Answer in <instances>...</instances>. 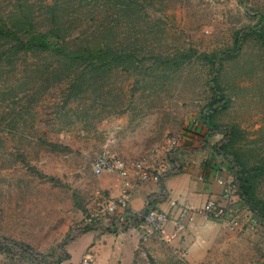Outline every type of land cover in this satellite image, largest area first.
<instances>
[{"label": "rangeland", "instance_id": "1", "mask_svg": "<svg viewBox=\"0 0 264 264\" xmlns=\"http://www.w3.org/2000/svg\"><path fill=\"white\" fill-rule=\"evenodd\" d=\"M48 5L67 48L107 43L134 61L76 70L71 92L49 52L0 68V264H264V0H27L37 30L53 27ZM252 29L263 37H241ZM99 155L140 159L159 176L207 162L232 186L228 200H209L226 213L207 219L202 203L178 218L175 204L151 233L143 213L162 210L131 212L127 191L130 218L119 221L105 209L120 184L91 174ZM234 155L259 168L252 196Z\"/></svg>", "mask_w": 264, "mask_h": 264}, {"label": "trees", "instance_id": "2", "mask_svg": "<svg viewBox=\"0 0 264 264\" xmlns=\"http://www.w3.org/2000/svg\"><path fill=\"white\" fill-rule=\"evenodd\" d=\"M26 3L27 0H15L10 3L9 9L0 7V68L12 65L15 60L22 56L49 52L57 58V63L61 62L68 68L65 76L67 78L73 76L70 79L71 85L68 86V91L71 92L79 86L76 70H80V74H103L106 71L117 68L127 69L133 63L134 57L131 52L124 49H112L107 43L93 46L86 43L75 48H67L65 42L59 36L53 6H47V14L53 23V27L47 31H40L33 25L30 14L25 11L23 6ZM126 7H131V4H127ZM245 35L263 37L261 29L256 31L252 29L243 33L241 37ZM238 38L239 36L235 38V41H238ZM59 40L62 41L61 45L58 44ZM206 58L213 68L215 64L214 57ZM216 79V76L211 79L213 84H215ZM214 101L213 97L208 105L217 106ZM234 157L238 167H240V171L236 173L240 189L244 195L252 196L249 178L254 176L259 171V168L253 167L245 170L243 165L237 160L236 155ZM255 208L257 217L264 220L263 204L256 201Z\"/></svg>", "mask_w": 264, "mask_h": 264}, {"label": "crops", "instance_id": "3", "mask_svg": "<svg viewBox=\"0 0 264 264\" xmlns=\"http://www.w3.org/2000/svg\"><path fill=\"white\" fill-rule=\"evenodd\" d=\"M207 164L203 162L201 166L182 168L177 172L166 171L159 176L156 182L148 183V185L141 183L136 189H128L129 210L135 212L133 210L139 206L149 205L162 211H168L171 209L169 207L171 202L192 209L207 200L219 199L221 189L216 184V178ZM130 180L133 181V179ZM118 212V216H115L117 220L123 221L130 218L125 208Z\"/></svg>", "mask_w": 264, "mask_h": 264}, {"label": "built area", "instance_id": "4", "mask_svg": "<svg viewBox=\"0 0 264 264\" xmlns=\"http://www.w3.org/2000/svg\"><path fill=\"white\" fill-rule=\"evenodd\" d=\"M174 144V141H171ZM91 174L94 177L101 175L111 176L121 186V196L115 202H109L106 207L108 215H112L117 209L122 210L125 208L127 200L126 192L130 188V179L136 183L156 182L158 180V171L150 169L144 165L142 160H133L130 162L123 161L122 159L112 155H99L90 164ZM216 184L220 187V195L224 200H228L232 186L224 181L218 179ZM175 203L171 202L170 207L175 210ZM178 218H185L189 215L188 209L183 206L177 205ZM200 212L207 219H221L226 213V208L219 204L207 200L203 203ZM142 222L144 227L151 233H161L162 227L167 220V213L163 211L148 210L143 213Z\"/></svg>", "mask_w": 264, "mask_h": 264}]
</instances>
